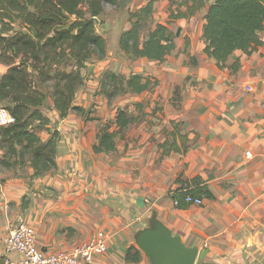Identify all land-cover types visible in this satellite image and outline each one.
<instances>
[{
  "label": "crops",
  "instance_id": "0c3cea01",
  "mask_svg": "<svg viewBox=\"0 0 264 264\" xmlns=\"http://www.w3.org/2000/svg\"><path fill=\"white\" fill-rule=\"evenodd\" d=\"M148 1L117 3V18L98 17L107 53L87 60L75 101L87 112L61 116L42 106L50 122L39 133H59L56 166L34 176L31 161L0 164V256L9 231L25 222L48 251L103 233L107 248L95 264H151L137 235L157 218L187 245L207 249L195 264H264V28L259 46L220 62L204 35L215 0H156L143 38L168 22L175 47L164 59L134 58L120 36L133 25L130 13ZM6 68L0 60V75ZM108 71L141 74L149 85L111 100L101 91ZM120 108L131 116L125 126L117 124ZM107 123L115 148L97 151ZM194 178L210 194H202L203 204L176 205L175 189L196 187ZM132 245L138 259L127 258Z\"/></svg>",
  "mask_w": 264,
  "mask_h": 264
},
{
  "label": "trees",
  "instance_id": "16d2710c",
  "mask_svg": "<svg viewBox=\"0 0 264 264\" xmlns=\"http://www.w3.org/2000/svg\"><path fill=\"white\" fill-rule=\"evenodd\" d=\"M127 0H0V60L6 70L0 75V105L15 120L0 125V164L24 166L31 161L34 176L56 166L58 131L45 138L39 133L50 122L42 106L51 105L66 116L71 111L87 112L75 103L85 83L82 68L87 60L107 53V39L97 29L95 17L107 2L124 5ZM156 0H149L135 12L131 28L120 36L121 48L132 57L164 59L175 47L168 22H158L144 39L142 30L151 18ZM264 28V0H215L206 11V51L225 62L237 49L250 52L261 44ZM149 79L141 74L126 78L108 71L101 79V91L112 100L124 90H145ZM131 116L118 109L117 124L127 125ZM114 132L107 123L95 144L97 151L114 149ZM175 189L174 198L185 206V196L210 194L207 185ZM141 251L132 245L127 258L138 259ZM4 264V256H0Z\"/></svg>",
  "mask_w": 264,
  "mask_h": 264
},
{
  "label": "built area",
  "instance_id": "2783aa9c",
  "mask_svg": "<svg viewBox=\"0 0 264 264\" xmlns=\"http://www.w3.org/2000/svg\"><path fill=\"white\" fill-rule=\"evenodd\" d=\"M15 117L0 105V125L10 124ZM186 203H204V196L188 193ZM176 205L180 202L174 200ZM107 244L103 233L80 244L57 251H48L37 242L35 228L25 222H19L5 238L4 264H95L96 255L105 250Z\"/></svg>",
  "mask_w": 264,
  "mask_h": 264
},
{
  "label": "water",
  "instance_id": "95a60500",
  "mask_svg": "<svg viewBox=\"0 0 264 264\" xmlns=\"http://www.w3.org/2000/svg\"><path fill=\"white\" fill-rule=\"evenodd\" d=\"M95 20L98 19L95 17ZM138 203L144 206L145 198L139 197ZM137 243L151 258V264H195L207 253V249L187 245L181 234L173 233L167 224L157 218L139 231Z\"/></svg>",
  "mask_w": 264,
  "mask_h": 264
},
{
  "label": "rangeland",
  "instance_id": "374dc122",
  "mask_svg": "<svg viewBox=\"0 0 264 264\" xmlns=\"http://www.w3.org/2000/svg\"><path fill=\"white\" fill-rule=\"evenodd\" d=\"M117 10H118V6H116L115 4L107 2L105 4V11H104V13L102 15H100V19H102V20L104 19L105 21H110V19H114L115 16L117 18V16H118ZM96 18L98 19L97 21L95 20L96 23L98 24L97 27L99 28V30L102 31L103 28H102L101 25H99L100 24V20H99L98 17H96ZM28 162H29V160H28Z\"/></svg>",
  "mask_w": 264,
  "mask_h": 264
}]
</instances>
